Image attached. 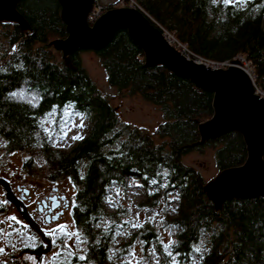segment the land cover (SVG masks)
Segmentation results:
<instances>
[{"label":"trees","instance_id":"1","mask_svg":"<svg viewBox=\"0 0 264 264\" xmlns=\"http://www.w3.org/2000/svg\"><path fill=\"white\" fill-rule=\"evenodd\" d=\"M131 2L156 29L184 46L191 59L214 64L243 59L264 91V0L232 6L222 0H125L124 4ZM17 9L32 29L23 32L18 25L0 24V68L6 69L0 72V139L8 152H38L49 164V173L68 179L75 188L71 216L88 243L86 264L109 261L115 227H108L105 219L123 213V208L118 205L108 213L105 197L116 188L125 189L133 176L146 190L138 209L172 212L174 262L155 244L158 237L151 224L132 235V242L157 245L156 254L164 264H264V198L227 200L215 211L198 171L182 161L189 151L207 145L217 146L218 172L245 161V145L237 132L192 146L200 140L195 121L212 116V94L162 65L145 67L143 51L126 30L118 29L106 46L91 50L108 85L141 93L163 118L154 134L161 143L135 130L120 140L116 112L81 64L79 55L90 50L73 51L68 56L71 68L48 45L50 39L67 36L58 0H20ZM13 92L35 96L37 104L8 98ZM72 113L87 119L90 129L83 141L78 139L64 153L53 149L56 133L47 132L42 122L48 115L59 119ZM69 264L80 263L74 259Z\"/></svg>","mask_w":264,"mask_h":264},{"label":"rangeland","instance_id":"2","mask_svg":"<svg viewBox=\"0 0 264 264\" xmlns=\"http://www.w3.org/2000/svg\"><path fill=\"white\" fill-rule=\"evenodd\" d=\"M110 5H113L114 8L125 7L124 2L122 3L120 0H95L93 3V10L90 11L92 14L87 17L89 25H92L100 15L107 11L96 13L98 10L97 8H100V6L109 7ZM129 5L128 8H130ZM53 40H55V38L50 39V41ZM173 41L174 39L170 38V43ZM177 48L183 51L184 54H187V57L191 58V55L184 51V46H178L177 44ZM14 49L15 47L12 48L9 53L14 52ZM51 50L52 53L56 54V58L60 59V53L54 51L52 48ZM79 58L82 66L92 82L96 85L98 91L105 95L109 104L116 112L118 122L115 130L119 131L120 140L127 139L128 132L135 130L140 131L142 134L150 135L154 143H161L162 141L159 138L155 140L154 136L159 125L163 123L159 108L148 102L141 93H132L129 89L118 91L116 88L109 86L105 72L95 52L91 50L83 52L79 55ZM197 60L207 64V62L202 59ZM232 61L224 62V64L233 66V64H231ZM235 61H240L241 67L252 75L248 64L240 59H235ZM210 65L211 67L216 66L214 64ZM257 81L254 79L253 87L255 92L257 95L264 98V91L258 85V79ZM19 98H21L22 101L32 104L37 102L36 97L29 94H27V96H15V99L19 100ZM66 110L71 111L70 108H66ZM80 116L81 115L77 113H72L66 116L62 115L59 119L52 115H48L45 118L42 122L44 128L49 133H56L55 140L52 142L53 149L67 153L76 146L75 143L78 139L73 140V136L82 137L80 141H83L87 137L88 130L90 129L87 130L89 122L87 119ZM81 124H83L82 127L79 126ZM0 142H2V145H0V178L7 183L9 182L13 188L18 186L28 191L27 209L29 212L36 214V202L50 194L52 188H58V194L64 196L65 200H67L70 205V211L66 212L59 221L45 226V230L53 242V249L49 255L43 257L42 260L40 259L41 261L38 264H60L62 262L69 264L74 259L80 264H86L88 243L71 218V208L73 207L74 195L76 194L75 188L68 179L62 176L57 177L54 173H49V164L44 160L43 156H39L38 152H8L4 149V143L1 139ZM216 148L217 146L212 147L211 145H207L201 149L189 151L183 156L182 161L184 164L194 167L202 180L207 182L218 172L215 161ZM145 193L146 190L142 186L141 179L133 176L128 181L125 189L116 188L106 195V211L112 213L113 207L121 205L123 213H116L112 218L109 217L107 220L105 219V224L108 225V227L110 225L115 227L112 243L108 251L110 259L109 261L106 260L105 264H127L128 259H131L129 256L130 252L136 253V260L141 261V264H144V262H146V264H164L161 258L156 254L159 251L156 249L157 245L151 244L146 246L145 244L143 245V242H140V240L132 242L133 233H138L141 228L133 227V224L142 226L151 224L152 230L156 232H153L154 235L158 237L154 239L158 241L155 244L161 245L160 250L166 253V258H171V262L175 261V259L173 261L174 256H169L168 254L170 249H165L164 247V245L168 244L170 241L175 242V230L169 224L172 212L167 211L163 214L160 208L154 210H147L144 208L138 209L137 205H142ZM169 197L170 199H174L175 195L171 193ZM170 205L172 204H168V206ZM13 216L20 221L19 224L8 220V217ZM0 221H4V223H0V230L7 234L0 235V247L5 249V253L0 255V261H2L3 264H37L35 257L29 255L28 252L33 251L34 247L37 245L42 246V243H40L37 237L29 231L19 213L6 203L2 188H0ZM61 225L64 226L65 233H75L76 235L69 238L60 231L53 234L52 230L59 229ZM65 244L68 245L67 248ZM196 247L199 248V245ZM151 251L155 252V257L150 254ZM79 256H85L86 259L81 261L78 259Z\"/></svg>","mask_w":264,"mask_h":264},{"label":"water","instance_id":"3","mask_svg":"<svg viewBox=\"0 0 264 264\" xmlns=\"http://www.w3.org/2000/svg\"><path fill=\"white\" fill-rule=\"evenodd\" d=\"M95 0H58L60 19L67 33L64 39H55L48 45L60 52L64 64L73 68L68 56L77 49L99 50L106 46L118 29L127 31L134 44L143 51L145 67L162 65L173 74L189 80L195 87L212 94V116L197 122L200 140L193 144L202 145L227 133L241 135L246 150L244 163L238 167L220 170L205 182L202 190L215 211L223 203L235 198H264V99L255 93L252 76L232 61L226 69L213 68L208 64L191 59L171 46L163 33L156 29L138 8H113L89 25L87 17ZM20 0H0V24L18 25L21 31L30 32V25L18 12ZM32 29V28H31ZM7 203L14 205L30 230L41 241L49 245L44 233L20 211L9 184L1 179ZM46 249L45 252H47Z\"/></svg>","mask_w":264,"mask_h":264},{"label":"flooded vegetation","instance_id":"4","mask_svg":"<svg viewBox=\"0 0 264 264\" xmlns=\"http://www.w3.org/2000/svg\"><path fill=\"white\" fill-rule=\"evenodd\" d=\"M8 184L11 187L15 198L18 200L17 205L19 206L20 211L27 212L29 219L35 225H37L39 229H41V231L44 233V236L50 242L49 245L44 244L41 241L40 237L35 232L30 230V228L27 225V222L22 218V216L20 215V212L14 207V205L7 203L5 199L6 203L12 206L19 213V215L21 216V219L23 220L25 225L28 227L29 231L37 237L40 243H42V246L37 245L36 247H34L33 251L28 252L29 255H33L35 257L36 262L38 264L40 263L42 258L49 255L53 249V242L50 239L49 234L46 232L45 226H49L52 223L59 221V219H61L66 214V212L70 211V205L68 201L65 200L64 196L58 194V188H52L50 194L44 196L42 199L36 202V214H33L29 212L27 209L28 191L23 190L22 188L18 186L16 188H13L9 182ZM0 188L2 187L0 186ZM4 198H5V192H4ZM46 249H48L47 252H45Z\"/></svg>","mask_w":264,"mask_h":264},{"label":"snow or ice","instance_id":"5","mask_svg":"<svg viewBox=\"0 0 264 264\" xmlns=\"http://www.w3.org/2000/svg\"><path fill=\"white\" fill-rule=\"evenodd\" d=\"M222 2H223L226 6H232L233 4L240 5V4H242L243 2H245V0H222ZM248 2H250V0H248ZM14 50H15V49H14ZM19 67H22V65H20ZM4 71H6L5 68H0V72H4ZM17 95H19V96H23V93H15V92H13V93H11V94L9 95L8 98H12V97H15V96H17ZM79 126L82 127L83 124H81V125H79ZM72 139H73V140H76V139H82V137H80V136H73ZM0 145H2V142H0ZM81 178H83V177H81ZM73 207H75V203H73ZM54 219H55V217H54ZM8 220L11 221V222H13V223H16V224H19V223H20V221L17 220V218L14 217V216H13V217H8ZM0 223H4V221H0ZM9 226H11V225H9ZM133 227H142V225L133 224ZM57 231H60L62 234L68 236L69 238H71V236H73V235H76L75 233H65V232H64V226H63V225L59 226V229H53V230H52L53 234H54L55 232H57ZM0 235H7V234L4 233L2 230H0ZM174 244H175L174 241H170L168 244L164 245V247H165V249H171V247H172ZM65 247L67 248L68 245L65 244ZM4 253H5V249H4L3 247H0V255H3ZM150 254L153 255L154 257H155V255H156L154 251H151ZM168 254H169V256H172V253H171L170 250H169ZM129 256L131 257V259H128L127 264H141V261L136 260V253H135V252H130V253H129ZM78 259L81 260V261H83V260L86 259V257H85V256H79ZM173 261H174V258H173ZM0 264H3V262L0 261ZM144 264H146V262H144Z\"/></svg>","mask_w":264,"mask_h":264},{"label":"built area","instance_id":"6","mask_svg":"<svg viewBox=\"0 0 264 264\" xmlns=\"http://www.w3.org/2000/svg\"><path fill=\"white\" fill-rule=\"evenodd\" d=\"M122 3L123 2H125V0H120ZM130 6V8H137L132 2H131V4L129 5ZM128 7V6H127ZM98 10L96 11V13L97 12H102L103 11V9L100 7V8H97ZM93 10V9H92ZM92 13H90V15H91ZM163 35H164V37H165V39L167 40V42L171 45V46H173V47H175V45H176V43H175V40L172 42V43H170V38H172L169 34H167V33H163ZM178 46H180V44H178ZM177 50H179V51H181L180 49H178L177 48V45H176V47H175ZM181 52H183V51H181ZM183 54H184V52H183ZM186 56H188L187 54H185ZM197 60V59H196ZM240 60H243V59H241L240 58ZM200 61V60H199ZM244 61V60H243ZM245 62V61H244ZM246 63V62H245ZM207 64H214V63H211V62H207ZM247 64V63H246ZM214 65H216L215 67H213V68H219V69H226L227 67H229L228 65H225L224 63H219V64H214ZM211 66V65H210ZM250 74V73H249ZM251 75V74H250ZM256 93V92H255ZM261 97V96H260ZM264 99V98H263Z\"/></svg>","mask_w":264,"mask_h":264},{"label":"clouds","instance_id":"7","mask_svg":"<svg viewBox=\"0 0 264 264\" xmlns=\"http://www.w3.org/2000/svg\"><path fill=\"white\" fill-rule=\"evenodd\" d=\"M125 7H127V6H125Z\"/></svg>","mask_w":264,"mask_h":264}]
</instances>
